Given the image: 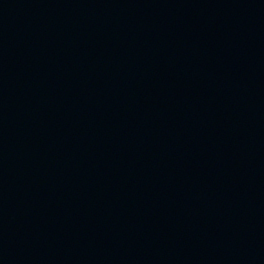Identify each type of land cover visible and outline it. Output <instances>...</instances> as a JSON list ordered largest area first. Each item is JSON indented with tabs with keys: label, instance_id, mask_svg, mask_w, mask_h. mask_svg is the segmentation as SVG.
I'll list each match as a JSON object with an SVG mask.
<instances>
[{
	"label": "water",
	"instance_id": "obj_1",
	"mask_svg": "<svg viewBox=\"0 0 264 264\" xmlns=\"http://www.w3.org/2000/svg\"><path fill=\"white\" fill-rule=\"evenodd\" d=\"M0 264H264V0H0Z\"/></svg>",
	"mask_w": 264,
	"mask_h": 264
}]
</instances>
